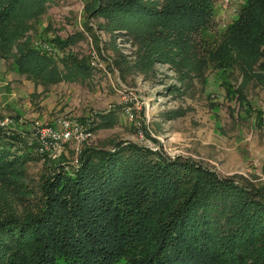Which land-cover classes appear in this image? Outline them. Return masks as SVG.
Wrapping results in <instances>:
<instances>
[{"label":"trees","instance_id":"16d2710c","mask_svg":"<svg viewBox=\"0 0 264 264\" xmlns=\"http://www.w3.org/2000/svg\"><path fill=\"white\" fill-rule=\"evenodd\" d=\"M51 1L0 0V57L45 84L90 77L88 58L70 50L94 30L90 23L66 38L41 39L57 53L23 41ZM217 1L89 0L85 7L89 19L104 20L101 29L141 32L134 67L116 61L122 72L155 62L199 76L222 72L229 99L247 109L249 88L264 91V0H242L215 31ZM98 114L91 131L116 121ZM17 138L0 126V264H264V185L129 141L84 144L74 164L50 167L33 182L31 147Z\"/></svg>","mask_w":264,"mask_h":264},{"label":"rangeland","instance_id":"374dc122","mask_svg":"<svg viewBox=\"0 0 264 264\" xmlns=\"http://www.w3.org/2000/svg\"><path fill=\"white\" fill-rule=\"evenodd\" d=\"M88 1L52 0L43 17L29 23L32 27L23 41L31 38L57 53L41 39L66 38L90 23L94 30L86 31L70 47L79 57L88 58L94 67L90 77L45 84L17 73L12 59L0 57V122L8 120L0 126L18 137L19 146L31 147L30 179L39 181L60 163L74 164L77 149L84 144L112 148L116 141H129L169 158H190L223 177L242 175L264 185V91L250 87L252 107L244 109L229 99L222 72L208 69L199 76L192 67L176 68L163 62H155L147 71L129 67L122 72L116 61L124 58L134 67L139 50L136 37L141 32L125 27L101 29L102 18L86 16ZM241 1L230 0L227 7L217 1L215 31L236 16ZM108 112L115 116L114 124L91 131L81 143L69 141L54 147L44 133L63 120L89 130L93 121L99 122L98 113Z\"/></svg>","mask_w":264,"mask_h":264},{"label":"built area","instance_id":"2783aa9c","mask_svg":"<svg viewBox=\"0 0 264 264\" xmlns=\"http://www.w3.org/2000/svg\"><path fill=\"white\" fill-rule=\"evenodd\" d=\"M230 0H221V3L224 7H227ZM8 120H4L3 122H0L1 124H6ZM261 124L264 128V113L261 118ZM90 130V129H89ZM88 129H81L77 123H72L68 120L60 121L59 127H48L44 129V133L48 135V139L50 143L54 147H60L63 143L69 142V141H76L78 143H81L88 139L92 135L91 130ZM80 150V147H78L77 151Z\"/></svg>","mask_w":264,"mask_h":264}]
</instances>
